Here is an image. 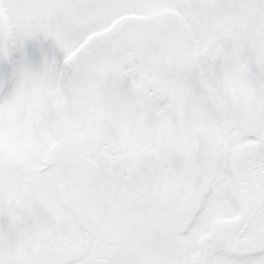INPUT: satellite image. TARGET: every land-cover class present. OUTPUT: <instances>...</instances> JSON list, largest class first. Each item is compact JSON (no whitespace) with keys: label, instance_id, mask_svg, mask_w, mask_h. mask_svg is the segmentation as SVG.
Instances as JSON below:
<instances>
[{"label":"snow or ice","instance_id":"1","mask_svg":"<svg viewBox=\"0 0 264 264\" xmlns=\"http://www.w3.org/2000/svg\"><path fill=\"white\" fill-rule=\"evenodd\" d=\"M0 264H264V0H0Z\"/></svg>","mask_w":264,"mask_h":264}]
</instances>
